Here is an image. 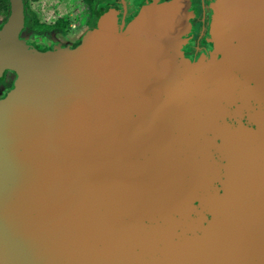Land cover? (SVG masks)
Returning <instances> with one entry per match:
<instances>
[{
	"label": "water",
	"instance_id": "1",
	"mask_svg": "<svg viewBox=\"0 0 264 264\" xmlns=\"http://www.w3.org/2000/svg\"><path fill=\"white\" fill-rule=\"evenodd\" d=\"M9 3L0 264H264V0H210L195 55L192 0L109 8L75 46Z\"/></svg>",
	"mask_w": 264,
	"mask_h": 264
},
{
	"label": "rangeland",
	"instance_id": "2",
	"mask_svg": "<svg viewBox=\"0 0 264 264\" xmlns=\"http://www.w3.org/2000/svg\"><path fill=\"white\" fill-rule=\"evenodd\" d=\"M118 0H97L94 7L97 8L101 3H107L112 8L114 6L120 7ZM124 0H120L123 4ZM129 8H131L129 16L133 17L136 13V9L143 0H125ZM37 0H31V8L33 10H40L39 4L36 3ZM195 6L200 10L201 3L200 0H194ZM43 3V4H42ZM41 4V16L40 20L48 24H54L55 20L59 17L65 16L68 19L69 25L64 30H57L53 32V38L59 43L73 46L76 43L74 40L80 39L87 31L86 25L93 26L98 21L95 13L93 11L92 0H43ZM124 5V4H123ZM211 9H209V17L206 22V28L208 29L210 23ZM3 17H0V23L3 21ZM88 25V26H89ZM35 35V34H34ZM32 43H37V40H29ZM50 44L51 42H47ZM44 48V45H37ZM203 49V48H202ZM195 55V54H191Z\"/></svg>",
	"mask_w": 264,
	"mask_h": 264
},
{
	"label": "flooded vegetation",
	"instance_id": "3",
	"mask_svg": "<svg viewBox=\"0 0 264 264\" xmlns=\"http://www.w3.org/2000/svg\"><path fill=\"white\" fill-rule=\"evenodd\" d=\"M45 1H47V0H45ZM136 1H138V0H136ZM42 2H43V0H37L36 3L39 4L40 10H33L31 8V0H24V3L26 5L24 31H25L26 35H34V34H35V36L45 35V36H48L50 38H53V32H55L57 30H60V31L64 30L69 25V22H68V25L62 29H58V27L55 26L54 24L56 23V21L59 18H62V19H65V21H68V19H66L65 16L57 18L55 20L54 24H48L46 22H42L40 20V16L42 14V12H41V5L43 4ZM117 2H119V4H117V5H119L120 7L114 6L115 9L119 10L121 12L122 16L126 12V17L128 18L130 11H131V8H129V6L127 5V2L125 0L123 1L126 3L127 8H125L124 3H123L124 5L121 4L120 0H118ZM209 2H210V0H200L201 7H200V10H198L195 6L194 0H192L193 7H194V17L192 18L191 21L193 23L194 39L192 42H189L187 44V53L188 54H197V53H199V51L202 50V48L204 49L206 47L204 40H205V33L207 31L206 22H207V19L209 17V9H210L209 8ZM34 16H36V19L38 18L39 23L45 24V25H50L51 28L48 30H42V29L38 30V29L33 28L32 25H30L28 22L29 21L32 22V20L34 19ZM0 17H3V16H0ZM2 19L4 20V17ZM88 25H86V27L88 29H92V28H95L97 23L93 24L92 27H90V25L89 26ZM79 41H80V39L74 40V42L76 43L75 45H77L79 43ZM63 45H66V44H63ZM75 45H73V46H75ZM38 48L44 49V48H41L39 46H38ZM15 77H16V73L14 71H12V70H5L4 71L3 77L0 78V99L3 98L13 88Z\"/></svg>",
	"mask_w": 264,
	"mask_h": 264
},
{
	"label": "trees",
	"instance_id": "4",
	"mask_svg": "<svg viewBox=\"0 0 264 264\" xmlns=\"http://www.w3.org/2000/svg\"><path fill=\"white\" fill-rule=\"evenodd\" d=\"M92 6H93V11L95 13L96 18L100 17L107 9L112 8L109 4H105V3H101L99 4V6H97V8L94 7V4L97 0H92ZM10 14V3L9 0H0V16L4 17L5 21L7 19V17ZM30 25H32L33 28L38 29V30H48L51 28L50 25H45V24H41L39 23L38 18L36 19V16H34V19L28 22ZM55 26L58 27V29H62L65 26L68 25V21H65V19L59 18L56 23L54 24ZM53 25V26H54ZM25 28V25H24Z\"/></svg>",
	"mask_w": 264,
	"mask_h": 264
}]
</instances>
